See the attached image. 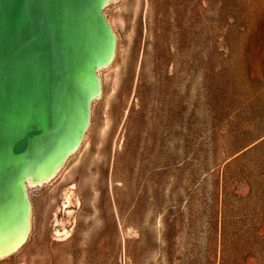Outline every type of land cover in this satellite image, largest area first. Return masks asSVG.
Segmentation results:
<instances>
[{
    "label": "rangeland",
    "instance_id": "rangeland-1",
    "mask_svg": "<svg viewBox=\"0 0 264 264\" xmlns=\"http://www.w3.org/2000/svg\"><path fill=\"white\" fill-rule=\"evenodd\" d=\"M75 154L0 264H264V0H117Z\"/></svg>",
    "mask_w": 264,
    "mask_h": 264
},
{
    "label": "water",
    "instance_id": "water-1",
    "mask_svg": "<svg viewBox=\"0 0 264 264\" xmlns=\"http://www.w3.org/2000/svg\"><path fill=\"white\" fill-rule=\"evenodd\" d=\"M114 1L0 0V258L27 242L29 181L53 179L84 139L116 54Z\"/></svg>",
    "mask_w": 264,
    "mask_h": 264
},
{
    "label": "bare ground",
    "instance_id": "bare-ground-1",
    "mask_svg": "<svg viewBox=\"0 0 264 264\" xmlns=\"http://www.w3.org/2000/svg\"><path fill=\"white\" fill-rule=\"evenodd\" d=\"M115 1H117V0H115ZM114 1V2H115ZM112 3V2H111ZM110 3V4H111ZM106 8V7H105ZM99 76H100V73H99ZM63 168V167H62ZM60 171V170H59ZM57 175H58V173H57ZM56 177V176H55ZM54 177V178H55ZM53 178V179H54ZM52 180V179H51ZM51 180H47L46 182H41V183H31L30 181H29V183H28V189H31L32 187H35V186H40V185H43L44 183H48V182H50ZM32 216V215H31ZM31 226H32V224H31ZM31 230V229H30ZM30 234V233H29ZM19 251V250H18ZM8 257V256H7ZM0 259H2V258H0Z\"/></svg>",
    "mask_w": 264,
    "mask_h": 264
}]
</instances>
